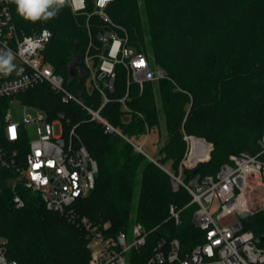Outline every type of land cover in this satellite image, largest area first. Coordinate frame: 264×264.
<instances>
[{
	"label": "trees",
	"instance_id": "trees-1",
	"mask_svg": "<svg viewBox=\"0 0 264 264\" xmlns=\"http://www.w3.org/2000/svg\"><path fill=\"white\" fill-rule=\"evenodd\" d=\"M86 4L85 11L77 14L66 0L55 17L36 22L20 17L13 1L10 7L17 35L51 30L46 62L92 109L102 106V96L88 87L84 58L93 55L94 65L100 62L99 33L126 31L130 45L151 52L166 77L149 80L143 88L136 82L127 88L125 69L117 65L114 90L107 92L109 100L100 110L132 142L106 132V126L92 120L81 104L62 101L50 84L18 96L45 111L49 119L62 114L66 133L75 127L98 162L94 190L73 204L78 214L95 224L110 222L113 233L127 232L137 222L150 230L147 245L130 252L131 264H143L162 238H178L185 254L203 240L204 233L191 214L189 218L183 214L195 207H185L190 194L184 187L174 191L165 169L179 173L188 148L185 134L194 142L189 163L206 160L192 169L183 167L187 181L217 173L230 154L258 150L264 132V0H114L107 7L114 25L94 13L93 0ZM7 103L8 98L0 99V119ZM162 117L167 138L150 159L133 143L158 128ZM194 136L212 144L210 155L208 144ZM12 178L11 170L0 169V236L6 238L8 258L17 264H90L82 226L49 210L40 194L27 188H18L24 205L16 207ZM171 204L183 208L180 224L169 213ZM246 226L257 237L264 235V211L247 220Z\"/></svg>",
	"mask_w": 264,
	"mask_h": 264
},
{
	"label": "built area",
	"instance_id": "built-area-1",
	"mask_svg": "<svg viewBox=\"0 0 264 264\" xmlns=\"http://www.w3.org/2000/svg\"><path fill=\"white\" fill-rule=\"evenodd\" d=\"M12 1L0 0V52L10 49L16 66L10 75L0 74V99L18 96L40 84H50L62 101L81 104L92 120H99L106 126V132H116L132 142L100 114L109 100L107 92L114 90L116 66L122 65L125 69L127 88L131 83L136 82L143 88L149 80L163 79L167 75L164 69L155 64L150 53L130 45L126 31L122 34L111 29L99 33L103 47V53L97 55L100 62L94 65L93 55L84 58L88 68L86 74L90 75L88 87L97 89L102 96V106L92 109L68 89L64 76L57 74L51 63L46 62V47L53 37L50 29L17 35L10 7ZM112 1L93 0V4L94 13L114 25L107 13ZM68 4L77 14L87 7L86 0H68ZM27 105L39 110L36 118H31L25 110L23 121L19 123L12 119L7 107L0 119V169L11 170L12 180L17 178L12 182L15 206L24 205L23 197L17 192L19 187L40 194L49 210L64 214L82 226L90 250V264H131L130 252L147 245L151 231L142 223H134L129 239V231L110 232V222L95 224L75 211L74 202L90 194L96 186L98 162L81 142L75 127L66 133L67 124L62 114L49 119L42 109ZM30 122L40 124L41 137L35 141H30L26 132L25 126ZM149 134L150 131L146 136ZM184 139L188 148L179 173L165 171L171 175L174 191L184 187L190 194L191 201L185 207L196 205L192 221L203 231V240L182 254L178 238L159 239L143 264H264V244L261 245L255 232L246 226L247 220L264 211V132L256 152L230 154L217 173L196 175L188 181L184 179L183 167L191 158L194 142L192 136L186 134ZM24 140L26 146L22 144ZM133 145L144 152L143 143ZM182 210L174 204L169 207L176 224L181 223ZM5 243L0 236V264H17L16 260L8 258Z\"/></svg>",
	"mask_w": 264,
	"mask_h": 264
},
{
	"label": "rangeland",
	"instance_id": "rangeland-1",
	"mask_svg": "<svg viewBox=\"0 0 264 264\" xmlns=\"http://www.w3.org/2000/svg\"><path fill=\"white\" fill-rule=\"evenodd\" d=\"M47 29V28H45ZM148 53L151 54V52L148 51ZM152 55V54H151ZM153 57V56H152ZM155 59V58H154ZM156 64V63H155ZM7 107L8 110L11 112L12 114V119L14 121H17L19 123H21L23 121V115H24V111L26 110V113L31 116V118H36L37 114H38V109L37 108H32L29 107L22 98H20L19 96H14L11 98H8V103H7ZM165 119L164 117L161 118L160 121V125L158 128H155L154 130L151 131V133L148 136H142L139 139H137L136 143L141 144L142 142H144V154H147L146 156L150 159L151 156H154L157 153V150L163 145V143L166 141L167 138V130L165 129V123H164ZM26 132L28 135V138L30 141H35L38 138L41 137L40 134V124L39 122H30L27 123L26 126ZM200 139H202L204 142H206V140L204 138L199 137ZM209 146V155H210V149L212 144L210 142H206ZM139 150V149H137ZM140 151V150H139ZM210 157V156H209ZM185 158V157H184ZM183 158V159H184ZM202 161H206L203 159H197L194 162H190L189 161L186 163V167L189 169L195 168L196 165L200 164ZM17 178H14L12 180V182H16ZM196 208L195 207H189L188 209H186L183 214L185 217L189 218V215L191 214L193 217V212ZM193 222V221H192ZM133 226V225H132ZM132 236V231L131 228L129 229V239ZM3 237V236H1ZM6 241V238L3 237Z\"/></svg>",
	"mask_w": 264,
	"mask_h": 264
},
{
	"label": "clouds",
	"instance_id": "clouds-1",
	"mask_svg": "<svg viewBox=\"0 0 264 264\" xmlns=\"http://www.w3.org/2000/svg\"><path fill=\"white\" fill-rule=\"evenodd\" d=\"M13 3L20 17L26 21L36 22L55 17L66 0H13ZM14 58L10 49L0 52V74L7 76L15 70Z\"/></svg>",
	"mask_w": 264,
	"mask_h": 264
},
{
	"label": "water",
	"instance_id": "water-1",
	"mask_svg": "<svg viewBox=\"0 0 264 264\" xmlns=\"http://www.w3.org/2000/svg\"><path fill=\"white\" fill-rule=\"evenodd\" d=\"M84 74L86 75V72ZM194 137H196V136H194ZM196 138H199V137H196ZM257 240L258 241H264V235L258 236Z\"/></svg>",
	"mask_w": 264,
	"mask_h": 264
},
{
	"label": "crops",
	"instance_id": "crops-1",
	"mask_svg": "<svg viewBox=\"0 0 264 264\" xmlns=\"http://www.w3.org/2000/svg\"><path fill=\"white\" fill-rule=\"evenodd\" d=\"M192 137H193V136H192ZM142 143H144V142H142ZM142 143H141V144H142Z\"/></svg>",
	"mask_w": 264,
	"mask_h": 264
},
{
	"label": "snow or ice",
	"instance_id": "snow-or-ice-1",
	"mask_svg": "<svg viewBox=\"0 0 264 264\" xmlns=\"http://www.w3.org/2000/svg\"><path fill=\"white\" fill-rule=\"evenodd\" d=\"M141 63H142V61H141Z\"/></svg>",
	"mask_w": 264,
	"mask_h": 264
}]
</instances>
